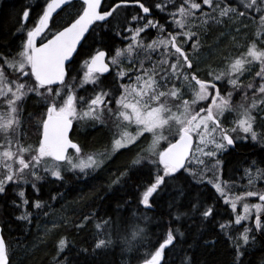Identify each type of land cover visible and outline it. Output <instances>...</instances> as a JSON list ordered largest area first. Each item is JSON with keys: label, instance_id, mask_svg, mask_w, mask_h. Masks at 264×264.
<instances>
[{"label": "snow or ice", "instance_id": "snow-or-ice-1", "mask_svg": "<svg viewBox=\"0 0 264 264\" xmlns=\"http://www.w3.org/2000/svg\"><path fill=\"white\" fill-rule=\"evenodd\" d=\"M130 6L138 11L130 14V19L122 22V30L115 34L125 46L98 39L97 27L112 24L118 11ZM205 7L208 11H204ZM66 9L73 10L69 19L53 31L54 14L59 16ZM157 15L161 18L156 19ZM257 16L259 29L255 38L249 37L242 51L224 57L221 69L209 70L207 78L201 79L197 63L185 49L188 41L193 42V49L199 43V34L191 30L197 25L192 22L199 20L203 26L209 21L242 22ZM30 19L32 27L27 28ZM20 24L16 35L23 39L15 45V51L0 35V48L4 49L0 51V196L14 192L19 203L12 200L11 206L21 209L16 219L31 221L33 213L28 211L30 201L25 186L31 182L33 192L40 193L43 185H37L44 181L39 175L41 168L63 182L66 174H87L104 165L107 153L82 155L69 133L74 121L103 122L107 117L116 129L112 152L138 149L112 183L119 185L133 176L147 175L148 183L139 185L143 191L138 198V205L146 213L155 210L157 198L173 181H183L178 195L168 204L169 215H173L171 209H176L173 223L187 215L182 211L184 205L177 203L186 199L189 211L218 228L230 241V264H245L244 257L257 242L256 234L264 239V191L235 194L232 189L236 185L222 179L225 162L220 157L247 141L264 146V132L256 130L264 128V0H114L108 5L105 0H79L78 7L76 0H45L35 16L31 8H25ZM152 31L155 38L148 35ZM89 38L92 45L87 43ZM96 44L102 47H94ZM85 47L91 49L84 53L87 58L77 60ZM153 53L159 54L158 60L152 59ZM141 54L143 60L139 58ZM126 61L131 62L128 69L123 67ZM254 68L258 70L253 74ZM246 74L252 75L256 83L244 84L241 78ZM85 84L92 88L87 99L78 95L80 90H86ZM234 94L241 96L239 103H233ZM189 95L190 99L185 98ZM31 96L44 109L36 147L24 146L18 135L23 105ZM233 114L231 126L225 127L228 116ZM149 136L150 143L141 147ZM69 149L74 154H69ZM260 162L264 164V156ZM252 167L255 174L245 170L249 188L255 179L264 180V169L256 167L255 161ZM249 197H258L259 203L245 202ZM238 204H242V212L237 211ZM31 207L43 211L48 205L35 199ZM222 207L231 211L222 213ZM223 215L230 218L217 219ZM140 216L148 219L143 213L103 219L95 225L97 236L91 250L82 251L103 254L117 241L131 249L134 241L143 239L145 230L136 222ZM183 235L179 228H168L162 242L157 241L158 246L142 264H168L166 249L175 247L178 236ZM207 243L214 245L216 241ZM67 246V238H60L58 252ZM0 264H10L2 229ZM188 264H192L190 258Z\"/></svg>", "mask_w": 264, "mask_h": 264}, {"label": "trees", "instance_id": "trees-1", "mask_svg": "<svg viewBox=\"0 0 264 264\" xmlns=\"http://www.w3.org/2000/svg\"><path fill=\"white\" fill-rule=\"evenodd\" d=\"M44 2L45 0H0V35L7 39L13 51L16 50L15 45L23 39V36L16 35V29L21 26L22 11L25 8H31L32 16H35L41 12ZM113 2L114 0H105V5ZM76 6H79V2H76ZM71 11L73 10L66 9L59 16H55L56 26L53 27V31L69 19ZM137 11L138 8L135 6L120 9L116 14L117 19L113 20L112 24L102 29L97 27L96 32L99 33L97 38L106 39L118 47L125 46L121 38L115 34L122 30V22L126 18L130 19V14H135ZM155 18L161 17L157 15ZM161 22L163 23V20ZM219 32L218 24L208 25L203 36V48L206 49ZM150 33L148 35L155 38ZM145 42H148L147 39ZM87 43L92 45V39L89 38ZM94 47H102V45L96 44ZM89 50L91 49L88 47L81 49V55L76 59L80 61L86 59L84 53ZM0 51L4 49L0 48ZM200 77L207 78L206 75H200ZM43 111L35 96H31L23 105L22 129L24 137L27 138L25 143L37 145L39 123L36 117L41 118ZM94 125L87 124L81 129H77V125H74L72 137L84 151H90L105 144L109 145L111 133L104 128V125ZM136 151L138 149H133L132 152L118 150L94 172L69 173L65 175L63 182L45 175L44 181L37 185L38 187L43 185L39 194L33 192L31 184L25 186L26 195L30 201L28 211L33 213L30 222L16 219L21 215V209L11 206L12 200H17L19 203L13 191L10 190L8 195L0 196V227L8 243L10 264H93V261L95 264H141L148 253L153 252L158 246L157 241L162 242L164 234L170 227L179 228L184 235L178 236L175 247L166 249L165 258L168 264H188L189 258L192 264H230L233 258L230 241L219 232L218 228L202 222L195 212L189 211L186 199L178 200L177 203L184 205L182 211L187 215L173 223L176 209H171L173 215H169L168 204L174 196L178 195V188L183 181L179 183L173 181L170 187L157 198L158 205L155 210L146 213L143 206L138 205V198L143 191L139 185L148 183L147 175L140 174L139 178L133 176L131 180H122L119 185L112 183ZM262 156L264 152L254 141H247L244 146H238L234 151L229 150L227 155L220 157L225 162L224 179L237 182L236 188H243L244 183L241 180H246L245 170L249 166L252 167L253 161L256 167L264 169V164L260 162ZM251 170L255 171V168L252 167ZM261 181L260 186L264 190V180ZM52 196L56 198L51 199ZM35 199L46 202L48 207L43 211L34 210L31 207V201ZM226 211L230 212L231 209L221 208L222 213ZM44 212L48 214L44 215ZM137 213L145 214L148 221H142L143 216L136 221L140 224L144 223L145 231L143 239L134 241L131 249L123 241H117L103 254L89 255L82 251L83 249L91 250L97 236L95 228L97 223L108 217L133 216ZM56 215H60L62 219L60 222L56 221V225L50 230H46L48 228L46 222ZM85 217L88 218L86 221ZM229 218L227 215L217 217V219ZM62 237L67 238L68 246L63 252H58V241ZM213 240L216 241L214 245L207 243ZM256 240V244L244 257L245 264H264V243L258 234H256Z\"/></svg>", "mask_w": 264, "mask_h": 264}, {"label": "rangeland", "instance_id": "rangeland-1", "mask_svg": "<svg viewBox=\"0 0 264 264\" xmlns=\"http://www.w3.org/2000/svg\"><path fill=\"white\" fill-rule=\"evenodd\" d=\"M204 11H208V9L205 7ZM197 16H199V10H197ZM192 23L197 25L196 27H193L191 30L194 31V32H197L199 34V43H198L197 48L193 49L192 48V43L193 42L192 41H188L187 44L185 45V49H187L188 52L190 53V58L193 59L194 63H197V68H196L197 74H200L202 76H205V73H207L209 70L221 69L223 67V58L224 57H228V56H235L238 51H242L243 50V46L246 43L250 42L248 38L249 37L255 38V33L259 29V17L258 16L255 18V20L243 19L242 22H238L236 19H233V20L225 19V20L217 22V23H212L211 21H209L206 25H203V26H200V21L199 20L193 21ZM216 24H218V26H220V32L217 34V36L215 37L213 42L211 44H209L206 47V49H205V48H203V36L205 34V30L208 28V25H216ZM31 27H32V20H29L28 23H27V28H31ZM237 29H239V31H237ZM139 58L141 60H143L144 59V55L142 57L140 56ZM152 59L153 60H158L159 59V54L158 53H153L152 54ZM130 63H131L130 61L124 62L123 67L125 69H128ZM146 66H147V64H146ZM255 70H258V69L254 68L253 69V74H254ZM200 75H199V77H200ZM241 79H242V82L244 84H248V83L255 84L256 83V81L253 80V76L252 75H247L246 74ZM124 82L126 83L127 81L125 80ZM84 89H86V90H80L78 92V95L84 96L85 99H87L88 96L90 95L91 91H92V88H91L90 85L85 84L84 85ZM249 95H251V93H249ZM185 98L190 99L191 97L189 95V96H186ZM240 101H241V96L237 95V94H234L233 103L236 104V103H239ZM262 115H264V114H262ZM234 118H235V114L228 116V122L225 123V127H230L231 126V121ZM23 119L24 118L21 117L22 123H21L20 129L18 130V135L21 136V143L24 146H28V145H31L33 147L38 146V145H35L33 143H28V142L25 143L27 138H25L24 135H23L24 134L23 129H22ZM36 119L38 120V123H39V120L41 118L40 117H36ZM74 122L77 125V129L84 128L89 122V125H91V126H95L94 124H96V126L97 125H104V128L107 129L111 133L109 145L105 144L102 147H98V148L92 149L90 151L89 150L88 151H84V150L81 149V154L84 155V156H86L87 154H91V153H107V155L104 157L105 163H106V161L109 160L112 157V155L114 154L112 152V149H111V140L113 139L115 131H116L113 122L110 119H108L107 117H105L103 119V122H101V121H92L90 119H83V120H80L79 122H76V121H74ZM259 122L260 121H259V118H258V123ZM129 130L130 131H134V129H129ZM256 130H257L258 133L264 132V128H261V127H257ZM32 140H34V139H32ZM150 140H151V137L149 136L147 138V141L144 142L141 145V147L146 148L147 144L150 143ZM257 145L259 146V148L264 147V146L260 145L259 143H257ZM69 154H74V150H71L69 152ZM27 158L28 157L26 155V159ZM209 166H211V165H209ZM97 169H99V168H97ZM248 169H252V167L249 166ZM94 171L90 170V171L87 172V174L90 173V172H94ZM252 172H253V174H255V171L252 170ZM39 175L45 177V175H47V174L45 173L44 169L41 168L40 171H39ZM27 178L29 179V181H31V177H27ZM245 178H246L245 181L241 180L244 183L243 188L239 189V188L235 187L234 189H232V191L235 194H240V193H242L245 190L264 191L262 186H260V185H262V181L259 178L255 179V182H254V184H253V186L251 188L248 187L249 176L246 175ZM222 179L225 182H228L229 184H235L236 185V183H237V182L235 183V182H233V180H229V179H228L229 181H226L224 179V174H223ZM29 184H31V182ZM245 202L250 203V204H255V203H259V199H258V197H249V198L246 199ZM237 211L238 212H242L243 211L242 204H238ZM254 215H255V213H253V216ZM61 219H62V217L60 215H56L52 220H48L46 222L48 224V228L46 230H50L53 226L56 225L57 222H60ZM142 221L145 222V221H148V220L147 219L145 220V219L142 218ZM140 227L145 228L143 222L140 224Z\"/></svg>", "mask_w": 264, "mask_h": 264}, {"label": "water", "instance_id": "water-1", "mask_svg": "<svg viewBox=\"0 0 264 264\" xmlns=\"http://www.w3.org/2000/svg\"><path fill=\"white\" fill-rule=\"evenodd\" d=\"M76 2H79V0H76ZM54 17H55V14H54ZM87 35V34H86ZM39 42V41H38ZM71 132H72V130L70 131V133H69V136H70V139H71ZM73 142H75V141H73ZM76 143V142H75ZM0 229H1V227H0ZM258 234V236H259V238L261 239V237H260V234L259 233H257ZM262 240V242L264 243V239H261ZM142 264V263H141Z\"/></svg>", "mask_w": 264, "mask_h": 264}, {"label": "flooded vegetation", "instance_id": "flooded-vegetation-1", "mask_svg": "<svg viewBox=\"0 0 264 264\" xmlns=\"http://www.w3.org/2000/svg\"><path fill=\"white\" fill-rule=\"evenodd\" d=\"M150 34H152V36H156V33H155V31H152ZM187 50V49H186ZM188 51V50H187ZM142 57V56H141ZM110 79H111V77H110ZM88 124H89V122H88ZM74 139V138H73ZM109 142H110V140H109ZM259 149H262V148H259Z\"/></svg>", "mask_w": 264, "mask_h": 264}]
</instances>
